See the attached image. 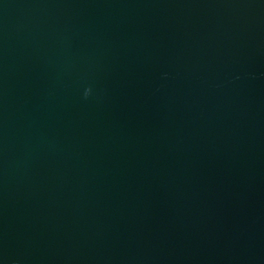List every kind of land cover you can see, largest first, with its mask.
<instances>
[{"label": "water", "instance_id": "obj_1", "mask_svg": "<svg viewBox=\"0 0 264 264\" xmlns=\"http://www.w3.org/2000/svg\"><path fill=\"white\" fill-rule=\"evenodd\" d=\"M0 264H264V0H0Z\"/></svg>", "mask_w": 264, "mask_h": 264}]
</instances>
